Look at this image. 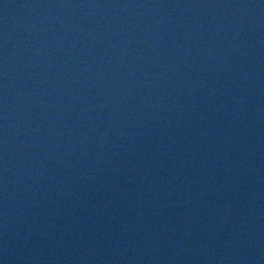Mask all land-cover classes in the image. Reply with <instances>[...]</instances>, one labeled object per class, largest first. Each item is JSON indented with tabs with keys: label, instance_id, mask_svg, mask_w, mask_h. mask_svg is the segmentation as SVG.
Wrapping results in <instances>:
<instances>
[{
	"label": "water",
	"instance_id": "1",
	"mask_svg": "<svg viewBox=\"0 0 264 264\" xmlns=\"http://www.w3.org/2000/svg\"><path fill=\"white\" fill-rule=\"evenodd\" d=\"M231 264H264V177Z\"/></svg>",
	"mask_w": 264,
	"mask_h": 264
}]
</instances>
